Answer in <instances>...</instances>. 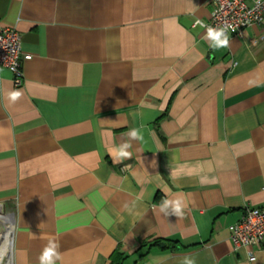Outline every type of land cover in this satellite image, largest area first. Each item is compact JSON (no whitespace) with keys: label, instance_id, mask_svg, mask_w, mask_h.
Masks as SVG:
<instances>
[{"label":"crops","instance_id":"crops-1","mask_svg":"<svg viewBox=\"0 0 264 264\" xmlns=\"http://www.w3.org/2000/svg\"><path fill=\"white\" fill-rule=\"evenodd\" d=\"M211 10L212 0H0L23 72L15 86L0 68L12 264H39L49 240L56 264H111L115 251L122 264H264V242L230 239L244 207L264 205V20L213 48L194 24ZM12 90L23 93L15 103ZM124 142L131 158L113 163ZM165 198L184 201L182 217L160 211Z\"/></svg>","mask_w":264,"mask_h":264},{"label":"built area","instance_id":"built-area-1","mask_svg":"<svg viewBox=\"0 0 264 264\" xmlns=\"http://www.w3.org/2000/svg\"><path fill=\"white\" fill-rule=\"evenodd\" d=\"M264 20V0H212V10L204 25L217 28L228 25V37H241L248 26L260 25ZM196 24V21L194 22ZM206 32L207 28L202 27ZM20 35L14 27L0 29V68H7L12 73V82L20 86L23 81L20 60ZM12 238V235H11ZM230 239L233 247H253L264 242V205L245 206L241 217L230 225ZM4 253L0 264H12L11 240L9 254ZM248 258L254 259L252 250Z\"/></svg>","mask_w":264,"mask_h":264},{"label":"clouds","instance_id":"clouds-1","mask_svg":"<svg viewBox=\"0 0 264 264\" xmlns=\"http://www.w3.org/2000/svg\"><path fill=\"white\" fill-rule=\"evenodd\" d=\"M257 6H259V0H256ZM196 25L201 27H206V37L211 40L213 43L211 47L213 48H226L229 46V37L226 34L228 25L224 27H209L204 25L203 22L199 19L196 20ZM195 27V25H194ZM23 93L21 90H12L7 93V98L10 102L15 103L22 97ZM130 140H142L143 137L140 134L138 129H132L128 133ZM131 147L129 142L122 143L118 148H114L110 151V155L113 157V163H121L126 158H131L132 153L128 151ZM185 203L181 198L167 199L165 198L160 205V211L164 215L168 216L174 214L177 217L183 216V209ZM59 245L52 240H49V243L44 247L41 255L39 256V264H56V260H59L60 253L58 252ZM184 264H194V261L189 258H184Z\"/></svg>","mask_w":264,"mask_h":264},{"label":"bare ground","instance_id":"bare-ground-1","mask_svg":"<svg viewBox=\"0 0 264 264\" xmlns=\"http://www.w3.org/2000/svg\"><path fill=\"white\" fill-rule=\"evenodd\" d=\"M3 210L0 209V246L2 244V241L6 240V237L8 239V245L3 250H0V257H2V254L7 252L6 254H9L10 249V240H11V232H12V221L10 215H4L2 212ZM11 228L10 232H7L8 229ZM9 233V235H8ZM4 255V254H3ZM1 259V258H0Z\"/></svg>","mask_w":264,"mask_h":264},{"label":"trees","instance_id":"trees-1","mask_svg":"<svg viewBox=\"0 0 264 264\" xmlns=\"http://www.w3.org/2000/svg\"><path fill=\"white\" fill-rule=\"evenodd\" d=\"M124 260V256L122 253L113 252L111 255V264H122V261Z\"/></svg>","mask_w":264,"mask_h":264},{"label":"rangeland","instance_id":"rangeland-1","mask_svg":"<svg viewBox=\"0 0 264 264\" xmlns=\"http://www.w3.org/2000/svg\"><path fill=\"white\" fill-rule=\"evenodd\" d=\"M0 209L3 210L2 207H0ZM2 212L4 213V215H9V214L5 213L4 211H2ZM10 230H11V228H9L7 232H10ZM8 235H9V233H8ZM7 237H8V236H7ZM7 237H6V240H5V241H2V244H1V246H0V250H3V249L6 248V246L8 245V239H7ZM3 254H4V253H3ZM3 254H2V256H3ZM0 258H1V257H0Z\"/></svg>","mask_w":264,"mask_h":264},{"label":"water","instance_id":"water-1","mask_svg":"<svg viewBox=\"0 0 264 264\" xmlns=\"http://www.w3.org/2000/svg\"><path fill=\"white\" fill-rule=\"evenodd\" d=\"M160 246H163V243H159Z\"/></svg>","mask_w":264,"mask_h":264}]
</instances>
